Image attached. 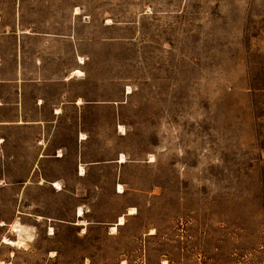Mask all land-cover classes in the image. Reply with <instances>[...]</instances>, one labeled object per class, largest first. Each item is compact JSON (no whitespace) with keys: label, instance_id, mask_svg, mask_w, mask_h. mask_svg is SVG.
<instances>
[{"label":"rangeland","instance_id":"obj_1","mask_svg":"<svg viewBox=\"0 0 264 264\" xmlns=\"http://www.w3.org/2000/svg\"><path fill=\"white\" fill-rule=\"evenodd\" d=\"M0 121V264H264V0H0Z\"/></svg>","mask_w":264,"mask_h":264},{"label":"bare ground","instance_id":"obj_2","mask_svg":"<svg viewBox=\"0 0 264 264\" xmlns=\"http://www.w3.org/2000/svg\"><path fill=\"white\" fill-rule=\"evenodd\" d=\"M80 59H82V56H80ZM81 61H83V60H81ZM74 72H75V75H79V76H82L84 74V71L81 69H76ZM128 92L129 93L132 92L131 86L128 87ZM80 103H83L82 98L80 99ZM61 111H62V108H57L56 113H60ZM17 122L18 123H24L25 121L23 119H20ZM0 123H1V121H0ZM120 129L123 132H126V129L123 125H120ZM82 135H85V134L82 133ZM58 155H63L62 149L59 150ZM42 156H43V154H42ZM126 161H127V157L124 153H122L119 162L124 163ZM80 170H81L80 174H85L86 168L83 164H81ZM42 181L44 182L45 179L42 178ZM52 185L59 190L62 189V185L59 181H53ZM118 187H119V192L125 191L124 185L122 183H119ZM85 212H86L85 209L82 206H80L77 209V215H79V218L74 222L75 224L81 225L83 227L84 232L86 231L87 225L89 224V221L86 218H83L85 215ZM135 213H137V209L135 206H131L128 208L127 214L131 215V214H135ZM41 218H43V216L38 215V220ZM125 223H126V214L119 215V217L117 218V221L115 223H113L112 225H110L109 232L112 234L116 233L119 229V226L123 225ZM2 224L4 225V224H6V222L3 221ZM10 226H11V231L14 233L15 237H9L7 235H4L3 239H2V243L7 244V245L12 246V247H16L19 245H21V246L28 245L27 244L28 241H31L32 239H34V233H33L34 228H33V226L25 225V224L21 223L18 218H16L10 224ZM50 230H51L50 234H54V228L51 227ZM153 232H154V230L151 231V233H153ZM123 263H126V261L123 260Z\"/></svg>","mask_w":264,"mask_h":264},{"label":"crops","instance_id":"obj_3","mask_svg":"<svg viewBox=\"0 0 264 264\" xmlns=\"http://www.w3.org/2000/svg\"><path fill=\"white\" fill-rule=\"evenodd\" d=\"M23 33L24 34H29V36H37V38L39 40H42L44 38L45 40H47V42H50V41L54 42V41H56V39H58V40L61 39V37L59 35L55 34V33L53 35H45V34H41V33H37V32H31L30 30H24ZM46 37H49V38H46ZM66 38H68V37H66ZM42 42H44V41H42ZM23 46H24V41H23ZM76 58H78L77 55H76ZM78 61H79V58H78ZM40 62H42V61H40ZM76 69H79V68H75V69L71 70L69 74L63 75V76L58 77V78L45 79V78H42V77L40 78L39 77L38 79H35V78L25 79L22 76V78L18 77V78L12 79V81L20 82V80H21V83H22L21 86H23V87H24L25 83H27V82L28 83L38 84V86H41L43 88L49 87L50 86L49 84H52V83L56 84L59 87V86H64V85H66V84H68V83H70L72 81L77 80V79H80L79 77H75L72 74V72H74ZM21 96H22L21 104H23V96H24L23 92H22ZM79 98H82L84 100V102L82 104L78 103L77 100H79ZM54 99H55V101L52 100L50 102L49 109H50V113L52 115H54V117H56V118L59 117L62 113H64L65 108H66V106L68 104H77V106L80 107V105H84L85 103L100 102V100L86 99L85 97H80V96H77V95L72 97L69 92H62V91H58V95ZM39 100H42L41 102H42L43 105H47L48 101H49L48 97H46L44 93H41V94H39V95L34 97V101H36L37 103H38ZM38 104H40V103H38ZM57 108H62V111L60 113H56ZM23 110L24 109L22 107V114L24 113ZM17 121H14V123L21 124V123H18ZM24 121L25 122L22 123V124H27V123L40 124L42 122L39 119H36V120L33 119V120H29V121L24 120ZM58 156H63V155H58Z\"/></svg>","mask_w":264,"mask_h":264}]
</instances>
